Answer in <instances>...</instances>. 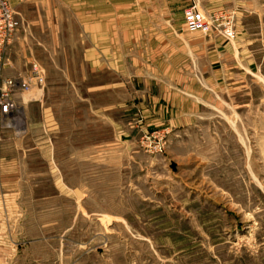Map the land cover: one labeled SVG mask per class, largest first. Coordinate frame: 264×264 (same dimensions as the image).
Wrapping results in <instances>:
<instances>
[{"label": "rangeland", "instance_id": "obj_1", "mask_svg": "<svg viewBox=\"0 0 264 264\" xmlns=\"http://www.w3.org/2000/svg\"><path fill=\"white\" fill-rule=\"evenodd\" d=\"M13 1L0 91L33 63L45 84L0 118V264H264V0L204 9L206 32L177 5L172 27H133V54L172 29L168 57L104 69L67 0ZM172 83L163 114L151 92Z\"/></svg>", "mask_w": 264, "mask_h": 264}, {"label": "crops", "instance_id": "obj_2", "mask_svg": "<svg viewBox=\"0 0 264 264\" xmlns=\"http://www.w3.org/2000/svg\"><path fill=\"white\" fill-rule=\"evenodd\" d=\"M11 3L16 9L13 0H11ZM224 3H226V0H67L69 8L78 9L80 24L90 34L92 40L94 35L95 50L93 52L90 50L87 54L97 59L95 63L98 69L105 68L104 63L98 67L99 60L101 63V60L103 62L104 58L119 57L120 53L122 54L124 50L132 56L168 57V52H170L168 50V42L171 40L168 36L175 34L172 29H168L165 32L161 31V33L157 34L155 32L152 33V42L154 41V44L161 43L160 49L156 47L150 49L144 48L139 53L133 54L136 50L135 42L138 36L133 27L159 25L172 27L175 19L171 15L175 13V10L178 8L177 5L183 8L184 5L188 7L199 4L203 8L202 10L205 11L220 7ZM198 8L201 9L200 6ZM149 34L151 33L148 32L144 35ZM179 36V39L175 37V41L181 44L183 35ZM103 37H105L107 45H109L107 48L103 44ZM152 45H149V47H152ZM175 52L177 54L178 51ZM177 86V84L173 83L167 84L163 88L164 92L160 94L153 88L151 97L155 100L161 98L165 101L159 107L161 113H178L179 108L176 104L178 99ZM171 88H174L175 91ZM155 89L161 88L155 87ZM156 109L153 108L151 111L157 112ZM4 117L1 115V120L5 119Z\"/></svg>", "mask_w": 264, "mask_h": 264}, {"label": "built area", "instance_id": "obj_3", "mask_svg": "<svg viewBox=\"0 0 264 264\" xmlns=\"http://www.w3.org/2000/svg\"><path fill=\"white\" fill-rule=\"evenodd\" d=\"M15 7L11 0H0V70L6 66V52L8 47L14 40L18 19ZM184 20L186 30L189 32L208 31L213 23L212 19L197 7H190L185 10ZM45 84V75L42 67L38 63H33L27 74L18 78L8 77L4 79L0 91V117L8 116L16 106L17 94L32 93L39 91ZM154 135L146 136L145 142L149 146H153L155 152L163 151L164 143L159 140L156 143L152 139ZM2 134L0 132V141Z\"/></svg>", "mask_w": 264, "mask_h": 264}]
</instances>
